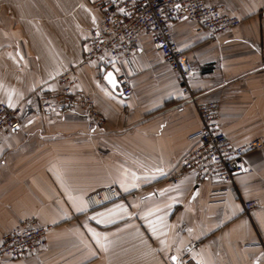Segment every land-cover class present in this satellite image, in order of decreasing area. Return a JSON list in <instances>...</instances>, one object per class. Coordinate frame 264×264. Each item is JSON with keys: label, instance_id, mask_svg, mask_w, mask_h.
Instances as JSON below:
<instances>
[{"label": "crops", "instance_id": "1", "mask_svg": "<svg viewBox=\"0 0 264 264\" xmlns=\"http://www.w3.org/2000/svg\"><path fill=\"white\" fill-rule=\"evenodd\" d=\"M97 1L0 0V101L22 107L21 127L0 143V242L26 219L49 228L45 247L0 264H264V147L246 153L251 170L233 183L169 181L198 144L200 115L147 33L103 74L84 60ZM206 1L242 23L216 40L193 21L174 25L194 65L190 86L219 102L234 144L264 141V0ZM65 69L102 116L93 132L81 107H42ZM110 71L130 94L105 79ZM110 185L120 198L90 208L86 197ZM250 199L260 206L247 213Z\"/></svg>", "mask_w": 264, "mask_h": 264}, {"label": "built area", "instance_id": "2", "mask_svg": "<svg viewBox=\"0 0 264 264\" xmlns=\"http://www.w3.org/2000/svg\"><path fill=\"white\" fill-rule=\"evenodd\" d=\"M100 12L97 27L90 29L84 39V60L97 63L100 73L111 62H121L135 55L140 48L141 36L150 35L153 47L161 53L170 68L182 80V91L193 102L200 115L202 126L192 137L198 140L182 159L177 171L168 177L178 182L183 176L192 173L197 182L210 178H220L233 183L236 173L251 170L246 153L264 147L260 138L236 145L220 129V104L216 100H200L191 88L190 80L194 65L177 43L173 28L182 20L193 21L198 31H206L212 40L238 27L242 19L227 11L221 5L209 4L206 0H98ZM123 9V11H121ZM123 85L122 93L130 94L125 75L118 77ZM61 89L42 92L39 95L42 107H81L85 111L90 132L103 125L95 101L89 93L76 89V79L70 69H65L56 77ZM22 123V107L0 101V143L4 138L19 129ZM120 191L110 185L86 197L90 208L106 205L119 199ZM260 206L258 200L245 202L249 213ZM49 228L30 218L7 231L0 242V257L21 258L43 248L47 244ZM196 244L189 245L188 249Z\"/></svg>", "mask_w": 264, "mask_h": 264}, {"label": "snow or ice", "instance_id": "3", "mask_svg": "<svg viewBox=\"0 0 264 264\" xmlns=\"http://www.w3.org/2000/svg\"><path fill=\"white\" fill-rule=\"evenodd\" d=\"M121 11H123V9H121ZM105 79L108 80V82L115 87L117 84V81L115 80L114 74L112 72L107 73V75L105 76ZM93 219H95V217H93ZM172 259H176L175 257H172Z\"/></svg>", "mask_w": 264, "mask_h": 264}, {"label": "water", "instance_id": "4", "mask_svg": "<svg viewBox=\"0 0 264 264\" xmlns=\"http://www.w3.org/2000/svg\"><path fill=\"white\" fill-rule=\"evenodd\" d=\"M111 72V71H110ZM107 73H109V72H107ZM113 73V72H112ZM107 75V74H106ZM117 85H119V82H117Z\"/></svg>", "mask_w": 264, "mask_h": 264}]
</instances>
